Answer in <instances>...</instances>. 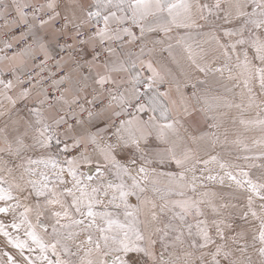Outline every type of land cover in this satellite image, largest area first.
I'll use <instances>...</instances> for the list:
<instances>
[{"label":"snow or ice","instance_id":"1","mask_svg":"<svg viewBox=\"0 0 264 264\" xmlns=\"http://www.w3.org/2000/svg\"><path fill=\"white\" fill-rule=\"evenodd\" d=\"M0 264H264V0H0Z\"/></svg>","mask_w":264,"mask_h":264}]
</instances>
